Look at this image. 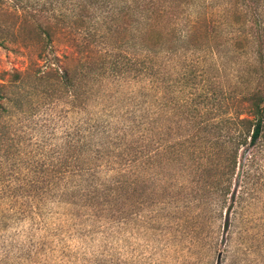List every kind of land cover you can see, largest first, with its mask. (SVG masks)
<instances>
[{"label": "rangeland", "instance_id": "rangeland-1", "mask_svg": "<svg viewBox=\"0 0 264 264\" xmlns=\"http://www.w3.org/2000/svg\"><path fill=\"white\" fill-rule=\"evenodd\" d=\"M0 2V83L9 85L0 99V264H264V141L240 152L224 200L217 135L188 142V121L179 108L182 99L188 107L200 100L205 81L165 94L132 74L105 79L97 95H85L75 109L68 97L53 100L54 89L35 73L45 43L28 12L44 8L42 16H58L57 0ZM203 2L195 0L186 16L205 12L225 19V10L203 8ZM226 31L219 29L216 61L225 64L228 77L221 82L214 71L211 77L216 93L225 88L232 97L244 88L234 79L237 68L253 56L222 44L231 38ZM58 41L48 54L69 51ZM26 70L28 77L16 81L13 73ZM84 84L89 91L91 82ZM144 113L166 127L155 146L167 148L168 159L127 168L112 154L91 166L85 154L76 164L72 145L80 135L136 125ZM101 186L107 193L86 196Z\"/></svg>", "mask_w": 264, "mask_h": 264}, {"label": "trees", "instance_id": "trees-1", "mask_svg": "<svg viewBox=\"0 0 264 264\" xmlns=\"http://www.w3.org/2000/svg\"><path fill=\"white\" fill-rule=\"evenodd\" d=\"M203 1V8L225 10V19L218 21L205 12L194 19L186 16L195 0H57L58 16L44 17L46 10L41 8L28 12V18L34 21L33 29L45 43L40 46L37 59L42 64L37 60L36 76L54 89L53 100L68 97L75 109L82 107L85 95L95 97V88L102 87L105 79L119 81L132 74L146 79L151 89H163L165 94L177 88L187 89L196 79L205 81L203 94L200 87V100L188 107L182 99L179 108L188 121V142L202 134L217 135L224 179L222 195L227 201L240 152L264 141V0ZM182 20L185 23L180 26ZM221 27L229 28L226 33L231 34L222 44L231 43L236 52L249 51L253 56L246 67L237 68L234 79L237 86L244 88L232 97L224 94L225 88L216 93L211 77L213 71L221 82L228 77V68L216 61L217 51H222L216 45L223 36ZM60 39L69 51L48 54V47L52 45L53 49V43ZM13 75L16 81L23 80L29 71H15ZM86 79L92 84L89 91L83 88ZM8 87L7 83H0V99ZM215 113L216 122L212 120ZM137 131L140 136H136ZM165 132L166 127L158 119L150 120L145 113L136 125L117 131L110 126L95 128L73 142L75 162L82 165L87 154L93 166L97 160L117 154L114 157L118 163L127 168H151L161 156L168 159V149L155 146ZM96 134L101 136L98 144ZM191 149L195 151L196 146ZM100 188L101 191L95 188L86 196L95 200L100 192L107 193L105 186ZM119 189L118 185L112 194Z\"/></svg>", "mask_w": 264, "mask_h": 264}]
</instances>
